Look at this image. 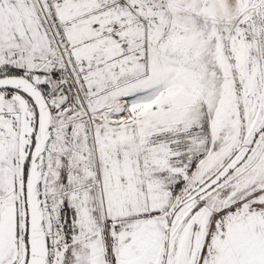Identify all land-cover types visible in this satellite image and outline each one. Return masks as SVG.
<instances>
[{
	"label": "snow or ice",
	"instance_id": "obj_1",
	"mask_svg": "<svg viewBox=\"0 0 264 264\" xmlns=\"http://www.w3.org/2000/svg\"><path fill=\"white\" fill-rule=\"evenodd\" d=\"M0 264H264V0H0Z\"/></svg>",
	"mask_w": 264,
	"mask_h": 264
}]
</instances>
